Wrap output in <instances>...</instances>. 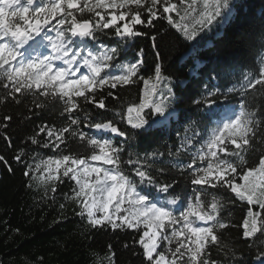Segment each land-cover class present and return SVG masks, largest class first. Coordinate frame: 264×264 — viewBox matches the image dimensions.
<instances>
[{
    "label": "snow or ice",
    "instance_id": "1",
    "mask_svg": "<svg viewBox=\"0 0 264 264\" xmlns=\"http://www.w3.org/2000/svg\"><path fill=\"white\" fill-rule=\"evenodd\" d=\"M232 7V0H178V3L174 0H0V86L17 103L21 102L19 96L32 94L50 99L53 106L62 104L61 115L69 120L59 128L40 126L36 136L44 134V141L41 143L33 137L31 142L57 152L62 145L67 147L71 138L89 153L49 157L34 166L28 165L24 176L37 181L45 194L49 182H63L61 176L74 181L76 187L67 199L74 200L80 208L77 215L86 220L90 229L136 232L139 239L134 243L142 250L143 264H218L208 258L210 245L235 255L233 246L221 244L220 236L221 230L228 227L221 211L225 203L232 201L208 192L209 188L227 189L248 205L242 224L243 239L264 233V156L251 168L245 166L244 157L257 139V111H246L243 107L232 112L227 107L213 109L217 103L213 98L217 97L216 91H208L194 101L207 109L199 120L203 129L193 131L191 136L186 129L180 147L174 152L169 150L168 155L176 157L170 161V167L180 170L182 175L191 170L187 174L195 187L186 201L171 196L175 191L173 184L158 182L152 172V169L159 173L169 170L163 159L157 160L164 154L153 151L141 156L131 151L132 141L138 136L155 135L151 130H162L175 115L174 109L170 110L174 100L171 82L164 85L166 93L159 91L168 77L164 75L157 35L150 36L155 54L153 80L144 79L147 91L139 104H129L126 111L116 112L131 131L116 126L113 120L88 118L83 125L122 138V143L79 131L81 121L72 116L79 110L81 99L97 109L108 110L105 98L97 97V92L134 84L144 63V48L137 52L140 59L136 62L115 63L120 49L97 45L96 34L112 29L117 38L127 43L148 35L140 27L152 28L157 19H167L185 41L192 42L201 32L211 31L225 21ZM85 13L89 15L85 17ZM172 13L180 21L191 20V23H178ZM53 32L54 37L50 35ZM167 38V33L160 35V40ZM243 79L245 83L241 87L245 92L255 90L258 85L264 90V66L256 72H246ZM108 95L118 99L113 92ZM220 95L228 100L226 93ZM36 107L44 105L37 102ZM5 139L9 138L5 136ZM126 151L128 158L124 160L121 154ZM182 153L190 155V162L179 159ZM14 159L21 162L22 153ZM0 161L7 165L3 156ZM158 163L161 166L156 167ZM124 164L129 166L131 176L124 170ZM8 170L11 171L10 166ZM142 186L166 195L152 196ZM51 192H56L55 184ZM178 203L181 206L176 209L179 212L176 215L173 207ZM253 206L258 210H253ZM114 257L109 244L105 258L115 264ZM257 259L264 264V252Z\"/></svg>",
    "mask_w": 264,
    "mask_h": 264
},
{
    "label": "trees",
    "instance_id": "2",
    "mask_svg": "<svg viewBox=\"0 0 264 264\" xmlns=\"http://www.w3.org/2000/svg\"><path fill=\"white\" fill-rule=\"evenodd\" d=\"M174 2L178 3V0ZM232 4L231 14L225 21L213 27L211 31L201 32L192 42L185 41L181 33L168 24L167 19H157L152 28L138 26L148 35L127 43L117 38L112 29L104 30L105 34L98 32L97 45L120 49L115 63L136 62L140 59L136 54L141 48L145 49L144 63L138 77L134 78V84L115 90L104 88L97 92V97L105 98L108 110L97 109L93 104H87L81 99L79 110L72 113L74 118L81 121L79 131L96 138L103 137L115 143H122V138L111 133L98 134L94 129L85 128L83 125L88 122V118L113 120L116 126L131 131L127 123L116 116V112L126 111L129 104H139L141 96L147 91L144 79L150 82L153 80L155 54L150 36L157 35L164 75L168 77V80L159 86V91L166 93L164 85L171 82L169 86L173 89L174 100L170 110L174 109L175 115L162 130L152 129L151 132L155 135L138 136L132 141L131 151L141 156L145 152L163 153V157L158 156L157 160L163 159L169 170L159 173L152 169L153 175L160 183H172L175 191L170 190L171 196L185 201L192 196L195 187L190 183V176L187 174L191 170L182 175L180 170L170 167V161L176 157H169L168 154L169 150L174 152L180 147L186 129L189 136L193 131H202L203 125L199 120L207 109L203 104L194 102L201 99L202 94L208 91L217 92V97H213L217 100L213 109L227 107L232 112L243 107L246 111L256 110L259 121L257 139L253 141L254 146L244 153L245 166L251 168L258 165L259 159L264 156V143L258 142L264 140V90L258 85L255 90L245 92L241 87V84L245 83L243 76L246 72H256L259 67L264 66V0H232ZM160 12L162 13V9ZM88 15L85 13V17ZM146 15L144 13L145 18ZM172 17L181 24L191 23V20L180 21L175 13H172ZM164 33L168 34V38L160 40V35ZM50 35L54 37L55 33ZM89 45L92 46L91 41ZM148 88H151V83ZM109 92H113L118 99L109 96ZM221 93H226L228 100L225 101ZM18 99L20 103L0 86V156L7 161V165L0 161V264H110L105 258L109 244L115 253V264H143L142 250L134 243L139 239L136 232L114 233L111 229H90L86 220L77 215L80 208L74 200L67 199L76 187L74 181L61 176L63 182H49L45 194L44 187L24 176L28 165L34 166L49 157L69 153L86 156L89 153L79 141L71 138L67 147L62 145L61 150L57 152L41 147L40 143L33 144V137L41 143L44 141V134L36 136L40 126L47 124L59 128L66 126L69 120L67 116L61 115L63 105L57 103L53 106L50 99L45 100L44 97L32 94L19 96ZM37 102L44 107L37 108ZM5 117L11 119L5 120ZM5 136L9 139L6 140ZM196 146L199 147V144ZM20 153L22 161L17 162L14 157ZM121 155L127 160V151ZM179 159L187 163L191 157L188 153H182ZM159 166L161 165L158 163L156 167ZM123 168L132 175L127 164H124ZM37 175L39 176L38 173ZM52 184H55V193L51 192ZM143 190L150 192L152 196L166 195L158 194L152 187H143ZM207 191L232 201L225 203L221 211V218L228 227L221 230L220 236L221 244L233 246L235 252L233 256L227 250L210 245L209 260L218 264H224L225 260L228 264H260L257 256L264 252V233H258L248 240L242 236V224L248 205L237 200L227 189L209 188ZM61 205L64 207L61 208ZM180 206L178 203L173 207L176 215H179L176 209ZM253 210H258L257 206H253ZM125 244L128 247H125ZM134 252L139 254L134 255Z\"/></svg>",
    "mask_w": 264,
    "mask_h": 264
},
{
    "label": "rangeland",
    "instance_id": "3",
    "mask_svg": "<svg viewBox=\"0 0 264 264\" xmlns=\"http://www.w3.org/2000/svg\"><path fill=\"white\" fill-rule=\"evenodd\" d=\"M96 133H98V134H103V135H104V134H107V133H103V132H96ZM38 174H39V173H38Z\"/></svg>",
    "mask_w": 264,
    "mask_h": 264
}]
</instances>
